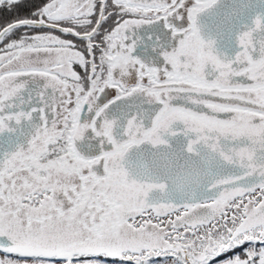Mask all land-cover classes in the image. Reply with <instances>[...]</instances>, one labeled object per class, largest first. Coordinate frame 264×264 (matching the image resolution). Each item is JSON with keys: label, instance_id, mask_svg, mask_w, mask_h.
Wrapping results in <instances>:
<instances>
[{"label": "snow or ice", "instance_id": "6c2138e0", "mask_svg": "<svg viewBox=\"0 0 264 264\" xmlns=\"http://www.w3.org/2000/svg\"><path fill=\"white\" fill-rule=\"evenodd\" d=\"M0 264H264V0H0Z\"/></svg>", "mask_w": 264, "mask_h": 264}]
</instances>
